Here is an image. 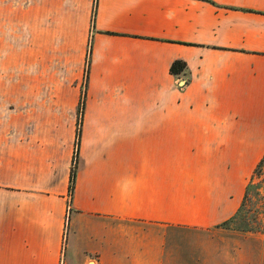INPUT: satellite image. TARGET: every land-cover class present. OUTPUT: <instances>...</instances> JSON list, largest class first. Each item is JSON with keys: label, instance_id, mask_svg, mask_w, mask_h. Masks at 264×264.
Instances as JSON below:
<instances>
[{"label": "crops", "instance_id": "obj_1", "mask_svg": "<svg viewBox=\"0 0 264 264\" xmlns=\"http://www.w3.org/2000/svg\"><path fill=\"white\" fill-rule=\"evenodd\" d=\"M93 3L27 0L30 92L0 102V264H61L68 247L66 264H110L121 221L155 238L137 264H161L160 228L234 215L264 157V0H97L92 23Z\"/></svg>", "mask_w": 264, "mask_h": 264}, {"label": "rangeland", "instance_id": "obj_2", "mask_svg": "<svg viewBox=\"0 0 264 264\" xmlns=\"http://www.w3.org/2000/svg\"><path fill=\"white\" fill-rule=\"evenodd\" d=\"M32 80L33 75L31 76L27 70V0H0V102L18 101L20 97L27 98V92H30L29 83ZM182 85L183 81L178 87ZM50 90L47 89V94ZM45 92L43 90V94H46ZM6 106L21 107L16 104ZM262 159L251 179L253 185L249 191V200L237 217L235 225H239L240 228L244 226L243 219L252 221L254 217L261 219L264 226V157ZM257 191L259 193L255 194ZM252 224L254 225L253 222ZM114 225L118 232L113 233V238L117 237L125 246L113 249V256L115 257L116 252L124 254L120 256L118 253L117 257L110 260L107 258V262L137 264L136 259H140L142 251V246L136 247L137 241L148 244V255L152 257L155 244L152 249L151 241L155 238L152 239L151 233L147 231L146 223L121 221ZM215 225L208 229L161 227L159 232L161 264H264V229L262 232H245L217 228ZM68 229L67 219L65 236ZM125 253L128 257L124 260ZM69 254L68 247L63 258L65 264ZM99 255L90 254L88 264H94Z\"/></svg>", "mask_w": 264, "mask_h": 264}, {"label": "trees", "instance_id": "obj_3", "mask_svg": "<svg viewBox=\"0 0 264 264\" xmlns=\"http://www.w3.org/2000/svg\"><path fill=\"white\" fill-rule=\"evenodd\" d=\"M96 4H97V0H94L93 12H92V23L94 21ZM91 47H92V38L89 39V45H88V49L86 53V61H85V68H84V77H83V82L81 86L79 102H78L77 110H76L77 127L75 131L74 151H73L72 165L70 169L69 182H68L69 203L73 195L75 177H76L77 165H78V150H79V144H80L81 132H82V116H83V111H84L85 101H86V86H87V79H88L89 67H90ZM185 69H186V63L180 59H176L170 64L169 72L172 75H179L183 73ZM262 160L263 159H261L258 165L262 163ZM252 185H253V181H250L246 185L243 200L239 208L237 209L236 213L232 215L231 217L227 218L226 220L221 221L220 223L216 224L215 226L217 228H222V229H227V230L237 229V230L245 231V232H262L263 231L264 226L262 224V221L261 219H257V217H254L252 221L246 218L243 219L242 222H244V226L242 228L238 227L239 225H235L237 221V217L242 212V209L244 208L246 202L249 200V191ZM258 193L259 191H257L255 194H258ZM252 222L254 223V225L253 224L251 225Z\"/></svg>", "mask_w": 264, "mask_h": 264}]
</instances>
